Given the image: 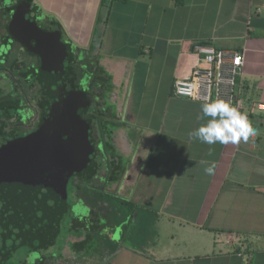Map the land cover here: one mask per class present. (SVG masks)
Here are the masks:
<instances>
[{
	"label": "crops",
	"instance_id": "0c3cea01",
	"mask_svg": "<svg viewBox=\"0 0 264 264\" xmlns=\"http://www.w3.org/2000/svg\"><path fill=\"white\" fill-rule=\"evenodd\" d=\"M35 4L74 47L98 44L115 84V145L128 160L114 195L139 207L133 224L138 216L152 223L140 240L116 229L119 249L81 246L80 264H264V112L256 108L264 103V0ZM196 44L242 54L234 106L258 131L247 142L207 145L189 135L209 118L201 119L203 102L177 96L174 83L197 66Z\"/></svg>",
	"mask_w": 264,
	"mask_h": 264
},
{
	"label": "trees",
	"instance_id": "16d2710c",
	"mask_svg": "<svg viewBox=\"0 0 264 264\" xmlns=\"http://www.w3.org/2000/svg\"><path fill=\"white\" fill-rule=\"evenodd\" d=\"M18 3L26 5L18 8H25L28 14L32 5L33 12L43 16L35 0ZM45 18L44 31L59 30L65 34L59 21L48 15ZM67 42L72 51L65 62V87L84 94L77 131L61 135L63 131L55 129L50 136L34 138L25 143L27 146L14 150L1 147L35 132L10 140L0 132V264H13L11 259L20 247L27 248L28 255L40 253L36 264H67L81 246L92 244L102 252L110 245L118 247L116 241L112 242V233L119 227H123V235L133 230L135 234L142 231L143 235L152 231V223H144L141 216L133 224L132 218L141 213L134 212L139 208L136 204L108 192L128 168V160L115 145L119 122L114 107L107 101L113 91V77L101 63L98 44L86 50ZM85 75L88 76L83 82L93 80L89 90L75 82ZM10 103L3 100V108L8 109ZM69 187L74 188L76 195L69 192ZM71 196L89 205L92 216L74 217ZM67 235L72 253L65 257L63 243ZM135 238L140 240L141 236ZM74 239L84 242L76 243ZM21 264H28L27 259Z\"/></svg>",
	"mask_w": 264,
	"mask_h": 264
},
{
	"label": "flooded vegetation",
	"instance_id": "af4514ba",
	"mask_svg": "<svg viewBox=\"0 0 264 264\" xmlns=\"http://www.w3.org/2000/svg\"><path fill=\"white\" fill-rule=\"evenodd\" d=\"M18 1L0 0V132L9 140L39 130L41 136H50L56 131L57 125L60 127L54 108L51 114L49 106L51 98L52 103L57 102V97L54 94L51 96L52 92L50 94L48 90L50 84L56 86V75L52 74L55 67L51 65L48 46L42 43L41 38L36 39L30 30L31 23L34 22L39 30L44 31L42 24L47 23L46 18L34 13L32 5L29 7L31 8L29 14L27 10L25 12V8H18L19 5L26 7ZM60 41L67 45L69 40L65 34L60 33ZM76 58L80 59L77 53ZM64 60L65 66L67 57ZM90 73L91 78L93 72ZM86 76L88 75L76 79L75 82L89 90L93 80L83 82ZM112 81L114 87L107 101L115 105V84L113 79ZM3 100L11 102L8 109L3 108ZM117 112L115 107L114 113ZM116 191H118L117 184L108 188L111 194ZM28 261L35 264L32 263L30 256Z\"/></svg>",
	"mask_w": 264,
	"mask_h": 264
},
{
	"label": "built area",
	"instance_id": "2783aa9c",
	"mask_svg": "<svg viewBox=\"0 0 264 264\" xmlns=\"http://www.w3.org/2000/svg\"><path fill=\"white\" fill-rule=\"evenodd\" d=\"M195 50L200 60L189 78L175 81L174 93L200 102L223 99L233 106H241L236 87L243 68L242 54L209 44H196ZM256 108L264 112V103Z\"/></svg>",
	"mask_w": 264,
	"mask_h": 264
},
{
	"label": "water",
	"instance_id": "95a60500",
	"mask_svg": "<svg viewBox=\"0 0 264 264\" xmlns=\"http://www.w3.org/2000/svg\"><path fill=\"white\" fill-rule=\"evenodd\" d=\"M24 13V12H23ZM22 13V15H23ZM26 14V13H25ZM31 32L35 35L36 39L41 38L42 43L44 42L50 51L49 58L51 65L55 67L52 74L56 75V86H49V92L51 96L53 94L57 97V102L54 104V112L59 118L60 127L57 125V130H62L63 134H72L77 131V125L80 119V109L82 101L84 100L83 92L67 91L63 78L66 72V67L64 66V59L69 56L70 49L68 45L63 44L60 41V31L45 32L36 26L34 22L31 23ZM48 57V56H47ZM51 79H48L50 81ZM67 123V127L66 126ZM74 124V125H73ZM64 126V128H63ZM39 140L41 138V131H37L34 134L23 138L19 141L11 142L8 145L1 147V149L14 150V148L19 146H27V143L33 139Z\"/></svg>",
	"mask_w": 264,
	"mask_h": 264
},
{
	"label": "clouds",
	"instance_id": "9594fccd",
	"mask_svg": "<svg viewBox=\"0 0 264 264\" xmlns=\"http://www.w3.org/2000/svg\"><path fill=\"white\" fill-rule=\"evenodd\" d=\"M202 117H208L190 136L207 145L238 144L242 140L247 142L258 135L246 114L223 99H215L201 104ZM215 162L205 167L207 175H214Z\"/></svg>",
	"mask_w": 264,
	"mask_h": 264
},
{
	"label": "rangeland",
	"instance_id": "374dc122",
	"mask_svg": "<svg viewBox=\"0 0 264 264\" xmlns=\"http://www.w3.org/2000/svg\"><path fill=\"white\" fill-rule=\"evenodd\" d=\"M69 192L71 194H74L76 195L75 191H74V188L73 187H69ZM118 192H121L120 190ZM116 194V193H114ZM121 197V196H120ZM123 198V197H122ZM71 201L73 203V207H72V214L74 215V217H84V216H88L89 213H90V207L89 205H87L86 203H84L83 201H81V199L79 201H76V198L74 196H71ZM69 220L72 219V216H69L68 217ZM120 230L122 231L123 233V228H120ZM120 232V231H119ZM142 231H138L137 235H139V233H141ZM68 238L67 240L63 243V248H65V251H64V256L67 257V255L71 254L72 252L70 251V243L68 245L67 241L68 239L70 238L69 235H67ZM72 241H75L72 240ZM29 256L32 260V263H35L39 260V257H40V253L39 252H33L31 254L28 255V250L27 248H23V247H20L15 255L12 257L11 261L13 264H21V262H23L24 260H29ZM81 259H78L76 257L72 258L69 263H72V264H80L81 263Z\"/></svg>",
	"mask_w": 264,
	"mask_h": 264
}]
</instances>
